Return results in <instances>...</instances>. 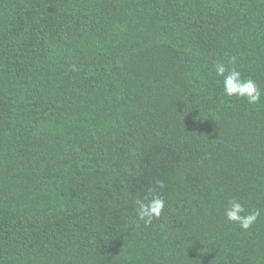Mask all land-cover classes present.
<instances>
[{
  "label": "trees",
  "instance_id": "16d2710c",
  "mask_svg": "<svg viewBox=\"0 0 264 264\" xmlns=\"http://www.w3.org/2000/svg\"><path fill=\"white\" fill-rule=\"evenodd\" d=\"M0 264H264V0H0Z\"/></svg>",
  "mask_w": 264,
  "mask_h": 264
},
{
  "label": "clouds",
  "instance_id": "9594fccd",
  "mask_svg": "<svg viewBox=\"0 0 264 264\" xmlns=\"http://www.w3.org/2000/svg\"><path fill=\"white\" fill-rule=\"evenodd\" d=\"M230 65L235 64V58L229 60ZM72 70L76 71L73 65ZM216 75L222 77L223 90L228 97H237L247 101L248 104L256 105L261 101V90L257 83L250 78H242L235 67H227L224 63L215 64ZM162 182H157L156 188L162 189ZM156 188H149L143 198L135 200L136 216L145 226L151 225L154 220L161 217L165 208V200L155 195ZM224 215L229 222L236 223L242 230H250L260 217L259 210L246 211L245 205L236 199L229 200L224 208Z\"/></svg>",
  "mask_w": 264,
  "mask_h": 264
}]
</instances>
